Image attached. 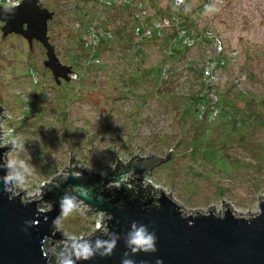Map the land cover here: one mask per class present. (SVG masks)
<instances>
[{
	"label": "rangeland",
	"instance_id": "374dc122",
	"mask_svg": "<svg viewBox=\"0 0 264 264\" xmlns=\"http://www.w3.org/2000/svg\"><path fill=\"white\" fill-rule=\"evenodd\" d=\"M185 1L181 20L196 38V46L167 64L176 73L177 89L172 87L174 92L180 91L176 95L187 89L202 91L201 73L210 64L215 65L214 72L204 82L213 86V100L216 93L221 94L236 100L242 110L260 103L255 97L264 100V0H210L207 8L202 7L204 0ZM50 5L54 17L48 23L49 42L59 61L70 67L73 58L81 55L79 33L73 26L91 19L92 8L83 9L78 0H51ZM173 10L172 0H150L148 24ZM123 23L128 24V33L133 25L130 12L116 10L106 28L119 27L120 31ZM206 32L223 42L220 60L224 66H216L213 39L207 40ZM31 48L19 36L2 38L0 34V109L7 119L3 123L5 141L13 145L6 159L14 177L23 176L22 182L14 180V194L24 192V201L39 200L45 187L56 186L57 180L74 169L103 178L131 158L162 159L171 152L167 161L140 179L157 194L162 191L184 206V214H207L212 209L222 216L225 203L245 218L258 212V203L264 200V160L255 163L252 156L263 155L264 129L256 127L259 131L248 138L257 150L229 146L224 152L232 165L228 174L219 172L214 162L189 157L190 149L184 144L193 134L186 130L192 119H180L181 105L175 95V99L153 97L144 103L134 96L122 98L113 90L114 85L122 90L116 85L117 74L100 71L88 73L78 84L57 85L43 66L44 49L37 42ZM106 53L101 60L112 65L115 59ZM126 90L123 87L125 94ZM235 159L245 163L238 166ZM72 202L68 214L63 212L57 221L56 232L64 239L46 245L48 252L57 254L59 263L67 256L66 238L77 241L96 230L97 215Z\"/></svg>",
	"mask_w": 264,
	"mask_h": 264
},
{
	"label": "water",
	"instance_id": "95a60500",
	"mask_svg": "<svg viewBox=\"0 0 264 264\" xmlns=\"http://www.w3.org/2000/svg\"><path fill=\"white\" fill-rule=\"evenodd\" d=\"M53 17L54 12L43 8L39 0H24L8 14L0 7V32L2 38L21 37L30 48L37 42L45 51L44 68L59 85L69 82L71 68L59 61L49 42L48 23ZM3 119L0 117V122ZM11 148L0 145V264H122L126 258L134 264H157L158 260L162 264H264V200L259 201L255 215L245 218L236 214L230 203H225L222 216H216L217 211L212 209L207 214H184V206L162 191L160 194L155 191L147 201L129 198L130 193L145 196L131 185L134 176L164 163L171 152L162 159L138 158L142 161L122 166L117 175L115 169L110 170L94 186L85 176L71 171L57 180L56 186L44 190L39 200L24 201V192L14 194V181L9 184L13 190L5 191L3 178L9 173L14 177L6 159ZM104 185L116 190L118 196L106 197L101 190ZM67 191L73 194L77 207L86 206L93 212L104 213L107 231L80 244L70 243L69 256L59 263L46 250V245L50 239H64L56 228L63 214L62 205L68 198ZM151 201L155 204L149 206ZM133 222L155 233V252L132 254L126 247ZM111 239L116 240L111 254L101 255Z\"/></svg>",
	"mask_w": 264,
	"mask_h": 264
},
{
	"label": "trees",
	"instance_id": "16d2710c",
	"mask_svg": "<svg viewBox=\"0 0 264 264\" xmlns=\"http://www.w3.org/2000/svg\"><path fill=\"white\" fill-rule=\"evenodd\" d=\"M78 1L82 3L83 9H85L86 6H91L92 16L95 17L92 0ZM149 1L150 0H148V3ZM115 11L114 9L107 13V20L104 26H107L109 17ZM123 11L125 10L123 9ZM130 17L133 25L131 27L129 25L130 31H128V33H126L127 23L121 24L122 27L120 31L118 30L119 27L117 29L114 27V30H109L105 27L107 30L111 31V38L109 40H103L96 51H94V54H92L94 58H97L101 57V55L106 52V54L112 53L111 55L115 59L112 65H109L107 61L104 60L99 62V64H92L89 62L87 58L89 51L82 47L80 39H78L81 48L80 58L76 56L73 58V63L69 64L72 71L77 73V80L69 82L73 84L82 82L88 73L100 71L102 74L107 73L109 75L111 74V76L115 73V75L117 74L116 85L119 84L122 90L118 91L115 85L113 90L116 91L115 93L119 94V97L123 96L122 98H130L134 96L142 100L143 103L147 102L148 99L151 100L153 97L161 99H175L177 97V104H179V106L181 105L179 111L180 119L183 122L189 117L192 119L191 128H186V130H189L188 132L192 130L193 134L191 139L184 144L186 148L190 149L189 157L192 160L196 159V157H201L203 161L214 162L215 165L219 167V172L224 171L225 174H228V169L230 165H232V161H228L229 157L225 156L224 151H226L229 146L242 147L247 151L252 150V148L257 150V148L250 146L251 143L248 138L255 130H258V128L264 129V111H262L264 109V100L261 101L260 99H256L258 97H255V101L260 103H253L250 108L246 107L244 110L237 107L236 100H228L221 94L216 93L214 95L216 96L215 100H213V94L211 93L213 86L208 87L205 84L204 80L206 77L203 73H201V80L203 81L202 91L191 92V90L187 89L185 92L181 93V95L178 94L179 96H177L176 92L180 91L174 92L172 88L173 86H175V88L177 87L174 82L176 73L172 69L170 70L167 68V64L189 50L178 44L175 45L171 43L174 37V31L172 29L163 30L161 37H157L155 32H153L150 38L145 39L141 44H138V46L135 45L133 41V29L139 25L133 20L131 13ZM148 18L149 16L142 22L141 26L150 28L152 27L153 21L157 19L155 18L148 24ZM181 26L190 33L182 20ZM204 37L207 38L206 35ZM153 46L156 48H152ZM31 49L33 50V48ZM152 54L156 55V58ZM220 56H223V54L216 56V66L218 67L224 66L222 59L220 60ZM148 62L150 63L149 65ZM119 64H122L120 71L118 70ZM68 83H66V86ZM123 87L127 89L126 94L123 92ZM182 91L184 90L181 89V92ZM174 95L176 96L175 98ZM240 99H246V97L240 96ZM249 103L252 104L250 101ZM136 109L137 107H135L134 110L136 111ZM164 143H166L165 140ZM262 152L263 155L254 154L252 156V158L254 157L256 159L255 163L264 160V151ZM137 160L138 162L142 161L138 158H131L127 164H131ZM233 161L237 163L236 165L238 166L245 163L244 160L240 159H235ZM118 168L119 167L116 166V169ZM116 169L115 174L117 175L119 173L116 172ZM73 171L85 176L79 169H74ZM85 177L91 185L96 182L98 183L102 179V177L97 175ZM131 185L135 188L136 192L138 191L140 194H145V196H137L130 193L129 198L138 197L142 201H147L148 196L155 193L153 187L144 185L142 181L136 180L132 182ZM49 187L50 185H48L45 190ZM119 197L121 198L122 196L120 195ZM154 204L155 202L151 201L149 206Z\"/></svg>",
	"mask_w": 264,
	"mask_h": 264
},
{
	"label": "built area",
	"instance_id": "2783aa9c",
	"mask_svg": "<svg viewBox=\"0 0 264 264\" xmlns=\"http://www.w3.org/2000/svg\"><path fill=\"white\" fill-rule=\"evenodd\" d=\"M24 0H18V3L15 4V7H18ZM204 5L202 7L207 8L208 4H210V0H204ZM8 0H0V7H4ZM40 5L43 8L48 9L51 3V0H39ZM94 6L93 10L95 13V17L85 21V22H75L73 29L79 33V39L82 47L88 50V61L92 64H99L102 62L101 57L94 58L92 54L96 51L97 47L103 40H109L111 38V31L107 30L104 26L106 22V15L108 12L112 10H125L126 12H130L133 20L137 22L139 25L133 29V41L135 45L141 44L145 39L150 38L155 32L157 37H161L163 30L165 29H172L174 31V37L172 39V44H178L188 50L193 49L196 46V38L189 33L184 27L181 26V19H180V11H183L187 5L185 0H172V5L174 6L175 10L168 16H159L155 21L152 23V27L145 28L141 26L142 22L149 16L148 12V0H92ZM49 10V9H48ZM206 37L210 40L213 39L212 47L214 55H219L222 52V44L223 42L217 39L215 36L212 37L209 32L206 33ZM214 66L210 64L204 67V76H211L212 72H214ZM207 78V77H206ZM208 79V78H207ZM77 80V73L73 72L71 69V73L69 74V81H76ZM208 87L209 85L206 84ZM212 86V85H210ZM0 117L4 118L0 122V145L12 146L11 143H6L4 135L7 133L3 132V123L7 121V119L0 113ZM7 156V154H6ZM143 174L135 175L134 181H142L140 176ZM143 182V181H142ZM144 183V182H143ZM145 185V184H144ZM46 188V187H45ZM87 212L92 215H97L98 220L96 221V230L90 236L100 235L107 231L106 229V217L102 212H92L87 207ZM92 212V213H91ZM79 239V240H70L68 238V249H67V256L72 249V244H80L83 243L88 237ZM54 240V239H53ZM49 241H52L50 239ZM48 243V242H47ZM56 259L57 254L51 252ZM62 261V262H64ZM60 262V263H62Z\"/></svg>",
	"mask_w": 264,
	"mask_h": 264
},
{
	"label": "clouds",
	"instance_id": "9594fccd",
	"mask_svg": "<svg viewBox=\"0 0 264 264\" xmlns=\"http://www.w3.org/2000/svg\"><path fill=\"white\" fill-rule=\"evenodd\" d=\"M18 3V0H8V2L4 6V13L8 14L12 11V8L15 6V4ZM4 186L5 191L11 192L13 190L12 187H9V184L16 180L18 182L23 181V176H17L13 177L12 174H7L4 178ZM73 198H65V203L62 205L63 212L65 215L68 214V212L73 207ZM132 229L128 234V239L126 240V247L130 250L132 254L138 253V252H155L156 251V236L154 232H149L147 229V226L140 225L137 227V223H132ZM116 244L115 239H111L109 242H107V246L104 247V252L101 253V255H110L112 250L114 249ZM97 248L103 247L102 245H97ZM91 254H95L94 252H90ZM129 255L128 252L125 253V257ZM88 258V257H85ZM122 264H134V262L131 259H124L122 261ZM157 264H162L161 261H157Z\"/></svg>",
	"mask_w": 264,
	"mask_h": 264
},
{
	"label": "flooded vegetation",
	"instance_id": "af4514ba",
	"mask_svg": "<svg viewBox=\"0 0 264 264\" xmlns=\"http://www.w3.org/2000/svg\"><path fill=\"white\" fill-rule=\"evenodd\" d=\"M0 34H1V32H0ZM121 169L122 168L119 167L118 169H116V172L119 173L121 171ZM95 184H97V182ZM95 184H92V186H94ZM101 190H102V193H104V195L106 197H109V198H113L114 199V198H116V196H118V194H117L118 192L116 190H114V189H107L106 188V185L102 186L101 187ZM67 192H68V198H72L73 197V194L70 191H67Z\"/></svg>",
	"mask_w": 264,
	"mask_h": 264
}]
</instances>
